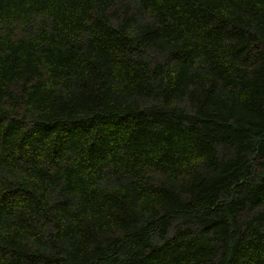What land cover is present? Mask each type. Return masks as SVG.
I'll list each match as a JSON object with an SVG mask.
<instances>
[{
	"label": "trees",
	"instance_id": "16d2710c",
	"mask_svg": "<svg viewBox=\"0 0 264 264\" xmlns=\"http://www.w3.org/2000/svg\"><path fill=\"white\" fill-rule=\"evenodd\" d=\"M0 264H264V0H0Z\"/></svg>",
	"mask_w": 264,
	"mask_h": 264
}]
</instances>
